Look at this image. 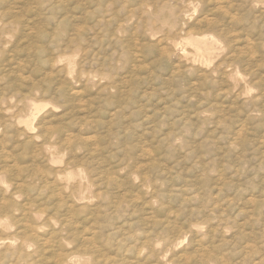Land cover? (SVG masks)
Wrapping results in <instances>:
<instances>
[{
    "label": "rangeland",
    "instance_id": "obj_1",
    "mask_svg": "<svg viewBox=\"0 0 264 264\" xmlns=\"http://www.w3.org/2000/svg\"><path fill=\"white\" fill-rule=\"evenodd\" d=\"M103 1L0 0V21L3 25L0 32V156L5 155L6 150L8 152L9 149L16 151V155L25 157L27 154L22 162L20 159L22 166L19 164L21 167L18 166V168H22L24 174H28L29 171L30 174L36 172L38 177L53 176V173L58 169L64 171L65 164H68V170H71H65V173L75 174L76 178L83 177V183L87 182L89 178L91 180V178L97 177L99 180L97 181L96 178L95 183L99 185H97L98 187L95 185L96 187H91V189L94 191L103 190V193L107 191L108 194L112 195V198L114 197L115 202L121 203L120 199H137L139 201L138 198H140L134 212L130 210L127 212L125 205L121 203L122 209L125 208L124 212L121 210L115 212L114 210L109 214L111 221H114V218L117 220V222L114 221L115 226L117 224L120 226L126 220H128L126 222H130L124 228L126 231L123 230V236H134L140 241H148L151 236V239L149 238L151 240L150 249L154 251L151 253L148 249L149 254L146 251L143 253L145 258L141 256L140 259H129V263L174 264L178 262L177 264H187L188 262V264H198L201 261L199 264H207L206 262L208 264H263L264 0H169V2L168 0H145L153 3L152 5H155L156 2H159L157 5L162 4L166 8L163 10L164 16L169 13V17H172V12L177 15L175 16L178 21L176 33H169L170 36L168 34L164 36V33H156L152 37L142 28L143 17L138 18L142 13L138 6L143 0ZM167 4L173 11H167ZM111 8L115 9L121 18L128 14L137 13L131 21L125 23V32L124 30L121 32L114 30L116 28L114 17L119 16H116L115 10ZM106 12L107 14H105ZM138 12L141 13L138 14ZM152 17L155 18V16ZM109 18L114 19V21ZM8 21V24H4ZM10 21L12 22L10 23ZM96 23H99V26ZM91 29L95 30L92 31ZM115 31H117L116 37L112 36ZM198 33H214L219 36L225 34V38H229L230 46L233 47V49L230 47L229 54L232 57L227 55L225 43L214 45L210 57L197 54L194 46L187 44L186 38ZM164 38L167 40L165 41ZM56 39L58 42H54ZM121 44L125 46L123 45V47ZM183 49L189 50L190 55L196 57V63H189L181 58L180 53ZM70 56H74L75 63H77L73 64L72 67L67 61ZM222 56L226 59L230 57L231 64L229 71L224 68L227 74L221 71L219 75L214 66L218 61L224 59ZM188 65L192 67H188ZM204 68L207 69V72ZM209 72L211 73L209 74ZM222 75L226 76L223 77ZM225 79H228L227 82H224ZM231 85H234V89ZM114 87L117 89L115 90ZM107 96L109 97L107 98ZM38 106H41L40 109L37 108ZM27 120L32 122V129L26 126ZM38 122L40 126L43 125L41 128L37 124ZM6 125L8 132L5 130ZM102 129L106 131L104 132ZM42 131L45 135L42 134ZM65 131L69 134H65ZM23 132H25L24 136L22 135ZM31 134L35 136L33 135L32 138ZM47 137H50L49 141L51 142L47 141L49 139ZM73 139L74 142H71ZM66 141L68 142L66 143ZM55 142L56 144H54ZM79 142L81 144H78ZM94 142L98 143L94 144ZM48 143H51L50 146ZM61 143L64 146H61L60 150ZM124 143L127 145H121ZM77 144L84 147H79ZM37 145H42V147ZM69 146H71V152L70 150L67 151ZM50 147L56 149L53 150ZM3 150H5L4 153ZM51 150L54 155L50 153ZM9 152L8 160L12 162ZM84 152H86L85 155H83ZM44 156L47 157L44 158ZM88 157L92 159L90 160ZM29 159L34 162H30ZM86 159H88V164ZM2 160H4L3 157ZM51 166L55 168L53 169ZM44 167L48 171L47 169L45 171ZM91 174L94 177H90ZM124 180L127 183H124ZM105 182L108 185L107 183L104 185ZM25 183L23 185L27 188L29 183ZM35 184L38 185L37 182ZM112 184L114 185L112 186ZM117 184L120 185L117 186ZM142 184L144 185L141 190ZM150 184L156 189L155 191ZM114 186L118 190H115ZM132 186H137L134 187L136 191ZM10 190H6V195L4 194L3 197L11 198ZM119 190L121 191L119 192ZM157 190L158 192H156ZM144 193L145 195H143ZM150 197L151 199H149ZM12 199L7 201L15 202L16 207L13 206V208L18 209L19 202L21 203L20 199ZM55 202L57 203V201ZM55 202H46V206L51 207L49 209L52 207L55 209ZM48 203L50 204L48 205ZM75 204L76 209H82L81 206L86 205L80 202ZM92 204L94 203H89L91 206L86 205V210L83 208L79 212H75L79 217L77 215L71 216L73 222H71V226L58 219H64V215H67L66 209H60L58 215L55 214L57 211L48 209L50 213L48 212L36 220L38 224H41L42 221L50 218V221L43 222L47 225L38 234L42 236H40L41 239L39 236L36 237L40 242L37 243V246L40 247L42 242H47L48 245V241L55 242V239L56 242L53 244L51 242L50 247H47L48 250L45 248L46 244L38 251L36 246L34 250L30 251L32 255L29 260H33L31 262L35 261L37 264L40 262L41 264H50V262L52 264L57 253L68 252V248L72 251L75 250V244L68 246L67 239L70 236V233L66 235L68 231L71 229L70 231L73 233H82L81 235L85 236L87 231L84 230V227L89 229L94 227L90 220L95 218L100 222L99 219L102 221L104 218L98 212L95 213ZM56 205L58 206V203ZM78 205L80 207L77 208ZM13 208L11 210L15 215H13L12 223L22 217V209L19 212ZM87 209L89 212L92 210V212H87ZM80 212H83L82 216L84 213L88 215L82 217ZM129 212H133V214L130 215ZM46 216L47 218H45ZM52 216L59 217L55 219ZM139 217L141 219L144 217L143 219L147 223L143 222V219L141 221ZM19 219V224H17L18 222L17 225L15 224L18 227L13 224L7 225V227L3 226L4 228L0 227V237L2 234V237L15 236L16 232L21 229L20 225L25 222L23 221L24 217ZM139 221L141 224H138ZM160 221L163 222L161 223L164 226ZM49 222L53 226L48 225ZM62 226L63 228H60ZM50 227L54 228V231ZM60 229L64 231L62 232ZM82 230L85 231L84 234ZM54 232L55 239L53 238ZM60 233L62 237L58 235ZM9 234L10 236H8ZM147 234L151 235L148 236ZM60 239L61 247L58 248L57 245L59 244L56 243ZM113 239L118 238L114 237ZM152 240L156 243L152 244ZM140 241H138V245ZM164 242L165 244L168 242V244L164 246ZM153 247L155 249H152ZM49 250L52 251L49 252ZM150 253L151 255L155 254V258L153 255L148 256ZM173 257L177 260L175 261ZM213 257L215 258L213 259ZM211 258L212 260H210ZM154 259L158 261H154Z\"/></svg>",
    "mask_w": 264,
    "mask_h": 264
},
{
    "label": "bare ground",
    "instance_id": "obj_2",
    "mask_svg": "<svg viewBox=\"0 0 264 264\" xmlns=\"http://www.w3.org/2000/svg\"><path fill=\"white\" fill-rule=\"evenodd\" d=\"M100 1H102V2H104L103 0H100ZM119 1V0H118ZM166 1V0H165ZM120 2V1H119ZM164 2V1H163ZM168 2H169V0H168ZM216 2H218V1H216ZM17 3V2H16ZM140 3V2H139ZM161 3V2H160ZM190 3V2H189ZM112 4H113V2H112ZM153 3H150V2H147V1H145V0H143V2L140 4V6H138L139 8H140V11L142 12H138V14L139 13H141V15H139V17L138 18H142V22H143V26H142V28L144 29V32H147V34L149 35V36H155V34L156 33H164V36H165V34L167 35H169L170 36V34L169 33H176V31L178 30V21L176 20V17L175 16H177V15H175L173 12L171 13V14H173V16L172 17H169L170 15H169V13H168V15L167 16H164V11L163 10H166V8H164L163 7V5L161 4V5H157V4H159V2L157 3L156 2V4L155 5H152ZM188 4V3H187ZM54 5H55V3H54ZM166 5V4H165ZM214 5V4H213ZM220 5V4H219ZM115 6H116V4H115ZM2 7V6H1ZM122 7V6H121ZM174 7V6H173ZM112 8H113V6H112ZM111 8V9H112ZM116 8V7H115ZM136 8V7H135ZM180 8V7H179ZM53 9V8H52ZM100 9V8H99ZM119 9V8H118ZM117 9V10H118ZM132 9V8H131ZM225 9V8H224ZM105 10V9H104ZM112 10H115V9H112ZM168 10H171V11H173V9L170 7V5H168L167 4V11ZM92 11V10H91ZM126 11V10H125ZM167 11H165V12H167ZM12 12V11H11ZM115 13H116V16L118 15V13L116 12V10L114 11ZM132 12V11H131ZM115 13H114V15H115ZM120 13V12H119ZM127 13V12H126ZM105 14H107V12L105 13ZM112 14V13H111ZM125 14V13H124ZM133 14V13H132ZM132 14H128V15H125V17H122L121 18V16L120 15H118L119 17H114L115 18V25H116V28L114 29V30H117V31H123L124 30V28L126 29V27H124V25H125V23L127 22V21H131L132 19H133V16L135 15V14H137V13H135L134 15H132ZM113 15H111V17H112ZM151 16H155V18L154 17H152V18H154V19H152L151 18ZM206 17H208V16H206ZM210 17V16H209ZM225 17V16H224ZM229 17V16H228ZM104 18V17H103ZM113 18V17H112ZM3 19V18H2ZM105 19V18H104ZM109 19H111V18H109ZM109 19H108V21H109ZM211 19V18H210ZM230 19V18H229ZM106 20V19H105ZM136 20V19H135ZM198 20H200V19H198ZM13 21V20H12ZM12 21H10V23L12 22ZM111 21H114V19L112 20L111 19ZM207 21V20H206ZM62 22H63V20H62ZM98 22V21H97ZM107 22V21H106ZM138 22V21H137ZM8 24L9 23V21L8 22H5L4 24ZM100 23V22H99ZM99 23H96V24H98V26H99ZM111 23H113V22H111ZM95 24V23H94ZM93 24V25H94ZM106 24V23H105ZM109 24H110V22H109ZM207 24V23H206ZM9 26V25H8ZM21 26V25H20ZM97 26V25H96ZM97 26V27H98ZM100 26H101V24H100ZM138 26V25H137ZM94 27H95V25H94ZM181 27V26H180ZM179 27V28H180ZM3 28V25L1 24V21H0V32H1V29ZM10 29V28H9ZM32 29V28H31ZM93 29V28H92ZM91 29V30H92ZM138 29V28H137ZM15 30H16V28H15ZM59 30V29H58ZM84 30V29H83ZM95 30V29H94ZM94 30H92V31H94ZM97 30V29H96ZM99 30V29H98ZM104 30H106V29H104ZM180 30V29H179ZM182 30V29H181ZM6 31V30H5ZM33 31V30H32ZM117 31H115V33H113L112 34V32H111V34H112V36H115L116 35V32ZM61 32V31H60ZM60 32H59V36H60ZM108 33L110 32V31H107ZM107 32H106V34H107ZM124 32H125V30H124ZM127 32V31H126ZM138 32V31H137ZM140 32V31H139ZM186 32V31H185ZM190 32V31H189ZM128 33V32H127ZM143 33V32H142ZM180 33H181V31H180ZM192 33H194V32H192ZM200 33V32H199ZM197 34V35H193L192 34V36L191 37H189V38H186V42H187V44H189V45H193L194 46V48H195V50H196V52H197V54H201V55H203V56H205V55H208L209 57L211 56V54L213 53V50H214V45H216V44H218V43H225L224 44V46L226 45V48H227V55H229L230 54V50H231V48L233 49V47H231L230 46V41H229V38L227 39V37L225 38V34H222L221 36H219V35H215L214 33H209V34ZM12 34V33H11ZM43 34V33H42ZM96 34H97V32H96ZM123 34V33H122ZM7 35V34H6ZM108 35V34H107ZM145 35V34H144ZM186 35V34H185ZM49 36V35H48ZM117 36V35H116ZM115 36V37H116ZM178 36V35H177ZM50 37V36H49ZM115 37H113V38H115ZM56 38V37H55ZM95 38V37H94ZM99 38V37H98ZM147 38V37H146ZM167 38V37H166ZM175 38V37H174ZM173 38V39H174ZM97 39V38H96ZM102 39H104V38H102ZM117 39V38H116ZM135 39V38H134ZM149 39V38H148ZM57 40V41H56ZM56 40H54V42H58V39H56ZM150 40V39H149ZM160 40V39H159ZM164 40H165V38H164ZM167 40V39H166ZM165 40V41H166ZM172 40V39H171ZM170 40V41H171ZM116 41V40H115ZM114 41V42H115ZM118 41V40H117ZM123 41V40H122ZM131 41V40H130ZM158 41V40H157ZM164 41V42H165ZM168 41H169V39H168ZM138 42V41H137ZM142 42V41H141ZM3 43V42H2ZM99 43V42H98ZM162 43V42H161ZM153 44H155V43H153ZM93 45H94V43H93ZM110 45V44H109ZM122 45V44H121ZM124 45V44H123ZM122 45V46H123ZM164 45V44H163ZM121 46V48L123 49V47L125 46H123L122 47ZM128 47H129V45H127ZM167 46V45H166ZM250 46V45H249ZM118 47V46H117ZM128 47H126V48H128ZM168 47V46H167ZM171 47H172V45H171ZM231 47V48H230ZM149 48H151V47H149ZM3 49V48H2ZM40 49V48H39ZM92 49V48H91ZM112 49V48H111ZM237 49V48H236ZM235 49V50H236ZM4 50V49H3ZM2 50V51H3ZM114 50H116L117 51V49H114ZM167 50V49H166ZM1 51V50H0ZM130 51V50H129ZM189 50H185V49H183L182 50V52L180 53L181 54V58L182 59H184L186 62H189V63H196V57H193V55H190V53L188 52ZM105 52V51H104ZM107 52V51H106ZM151 52V51H150ZM113 53V52H112ZM192 53H194V52H192ZM234 53H236V52H234ZM240 53V52H239ZM238 53V54H239ZM163 54V53H162ZM166 54V53H165ZM174 54V53H173ZM179 54V55H180ZM233 54V53H232ZM231 54V55H232ZM111 55V54H110ZM101 56V55H100ZM230 56V55H229ZM223 57V56H222ZM230 57H232V56H230ZM230 57H228L229 59H226V58H224V59H222L221 61H218L216 64H215V70L216 71H218L217 73L220 75V72L221 71H224V68H226L228 71L230 70ZM97 58H99V57H97ZM108 58V57H107ZM112 58V57H111ZM237 58V57H236ZM96 59V58H95ZM100 59H101V57H100ZM127 59V58H126ZM142 59V58H141ZM209 59H211V58H209ZM243 59V58H242ZM111 60V59H110ZM117 60V59H116ZM56 61V60H55ZM67 61H68V64H69V66L70 67H72L73 66V64H77V63H75V59H74V56H70V57H68L67 58ZM97 61V60H96ZM234 61V60H233ZM244 61V60H243ZM245 61H247V60H245ZM116 62H118V61H116ZM232 62V61H231ZM184 63V62H183ZM241 63V62H240ZM55 64V63H54ZM67 64V63H66ZM108 64V63H107ZM134 64V63H133ZM186 65V64H185ZM15 66V65H14ZM13 66V67H14ZM224 66H226V67H224ZM25 67V66H24ZM110 67V66H109ZM143 67V66H142ZM186 67H187V65H186ZM188 67H192V66H190V65H188ZM200 67V66H199ZM105 68V67H104ZM122 68V67H121ZM202 68V67H201ZM205 69V68H204ZM111 70V69H110ZM109 70V71H110ZM117 70V69H116ZM122 70H123V68H122ZM180 70V69H179ZM213 70V69H212ZM195 71V70H194ZM205 71L207 72V69H205ZM68 72V71H67ZM147 72V71H146ZM225 73H226V71H224ZM223 72V73H224ZM88 73H90V72H88ZM117 73V72H116ZM194 73H196V72H194ZM203 73H204V71H203ZM211 72H209V74H210ZM18 74V73H17ZM68 74V73H67ZM193 74V73H192ZM227 74V73H226ZM175 75V74H174ZM177 75V74H176ZM206 75H208V73H206ZM150 76V75H149ZM208 76H211L212 77V75H208ZM208 76H203V77H208ZM223 76V75H222ZM224 76H226V75H224ZM223 76V77H224ZM94 77V76H93ZM104 77V76H103ZM112 77V76H111ZM190 77H191V75H190ZM219 77H221V76H219ZM85 78V77H84ZM145 78V77H144ZM29 79V78H28ZM87 79V78H86ZM89 79V78H88ZM123 79V78H122ZM179 80V79H178ZM226 80V79H225ZM224 80V82H227V80L225 81ZM88 82V81H87ZM122 82V81H121ZM147 82V81H146ZM79 83V82H78ZM210 83V82H209ZM114 84V83H113ZM223 84V83H222ZM162 85V84H161ZM175 85V84H174ZM114 86V85H113ZM232 86V85H231ZM234 86V85H233ZM233 86H232V88H233ZM243 86V85H242ZM111 87V86H110ZM134 87V86H133ZM241 87V86H240ZM51 88V87H50ZM139 88V87H138ZM141 88V87H140ZM110 89V88H109ZM114 89H115V87H114ZM116 89H117V87H116ZM115 89V90H116ZM182 89V88H181ZM234 89V88H233ZM184 90H186V89H184ZM228 90V89H227ZM2 91V90H1ZM111 91V90H110ZM142 91V90H141ZM224 91V90H223ZM7 92V91H6ZM13 92V91H12ZM100 92V91H99ZM131 92V91H130ZM138 92V91H137ZM231 92V91H230ZM233 92V91H232ZM34 93V92H33ZM75 93V92H74ZM120 93V92H119ZM184 93V92H183ZM77 94V93H76ZM186 94V93H185ZM44 95V94H43ZM75 95V94H74ZM148 96V95H147ZM147 96H145V97H147ZM187 96V95H186ZM221 96V95H220ZM109 96H107V98H108ZM126 97V96H125ZM257 97V96H256ZM54 98V97H53ZM53 98H51V99H53ZM105 98V97H104ZM112 99V98H111ZM92 100H94V99H92ZM113 100H115V99H113ZM19 101V100H18ZM49 101V100H48ZM134 101V100H133ZM54 102H55V100H54ZM91 102V101H90ZM128 102V101H127ZM254 102V101H253ZM256 102H258V101H256ZM115 103V102H114ZM259 103V102H258ZM8 104V103H7ZM88 104V103H87ZM24 105V104H23ZM234 106V105H233ZM40 107L41 106H38L37 108L38 109H40ZM88 107V106H87ZM143 107V106H142ZM7 108V107H6ZM93 108V107H92ZM21 109V108H20ZM86 109V108H85ZM158 109V108H157ZM231 109H232V107H231ZM89 110V109H88ZM137 110V109H136ZM146 110V109H145ZM116 111V110H115ZM141 111V110H140ZM49 112V111H48ZM120 112V111H119ZM119 112H118V114H119ZM134 112H135V110H134ZM155 112V111H154ZM205 112V111H204ZM56 113V112H55ZM128 113V112H127ZM146 113V112H145ZM71 114V113H70ZM116 114V113H115ZM214 114V113H213ZM14 115V114H13ZM95 115V114H94ZM97 115V114H96ZM124 115V114H123ZM127 115V114H126ZM130 115V114H129ZM149 115V114H148ZM18 116V115H17ZM110 116H112V115H110ZM91 117V116H90ZM125 117V116H124ZM146 117H148V116H146ZM73 118V117H72ZM84 118V117H83ZM7 119V118H6ZM9 119V118H8ZM15 119H17V118H15ZM71 119V118H70ZM149 119V118H148ZM205 119V118H204ZM25 120V119H24ZM41 120V119H40ZM93 120H94V118H93ZM103 120V119H102ZM101 120V121H102ZM118 120V119H117ZM150 120V119H149ZM148 120V121H149ZM202 120V119H201ZM73 121V120H72ZM95 121V120H94ZM98 121V120H97ZM112 121V120H111ZM110 121V122H111ZM144 121H146V120H144ZM176 121V120H175ZM180 121H181V119H180ZM218 121V120H217ZM3 122V121H2ZM67 122V121H66ZM108 122V121H107ZM106 122V123H107ZM205 122V121H204ZM212 122H213V120H212ZM69 123V122H68ZM74 123V122H73ZM104 123V122H103ZM124 123V122H123ZM147 123H149V122H147ZM218 123V122H217ZM12 124V123H11ZM25 124H26V126L28 127V128H30V129H32L33 127H32V122L30 121V120H27L26 122H25ZM38 125H39V122L37 123ZM43 124H45V123H43ZM50 124V123H49ZM105 124V123H104ZM103 124V125H104ZM82 125H86V124H82ZM106 126H107V124H105ZM104 125V126H105ZM4 126V125H3ZM40 126V125H39ZM41 126H43V125H41ZM41 126H40V128H41ZM47 126V125H46ZM121 126V125H120ZM124 126V125H123ZM127 126V125H126ZM8 126L6 125V131L8 130V128H7ZM110 127V126H109ZM220 127V126H219ZM4 128V127H3ZM38 128V127H37ZM48 128V127H47ZM51 128V127H50ZM108 128V127H107ZM127 128V127H126ZM216 128V127H215ZM25 129V128H24ZM55 129V128H54ZM106 129V128H105ZM105 129H102V130H104V132L106 131ZM110 129H112V128H110ZM44 130V129H43ZM56 130V129H55ZM54 130V131H55ZM64 130V129H63ZM66 130V129H65ZM23 131V130H22ZM45 131H46V129H45ZM52 131H53V127H52ZM81 131V130H80ZM113 131V130H112ZM124 131V130H123ZM171 131V130H170ZM8 132V131H7ZM6 132V133H7ZM27 132V131H26ZM47 132V131H46ZM45 132V133H46ZM56 132H57V130H56ZM77 132V131H76ZM101 132V131H100ZM99 132V133H100ZM109 132V131H108ZM236 132V131H235ZM39 133H41L40 131H39ZM59 133V132H58ZM62 133V132H61ZM69 134L68 132H66L65 131V134ZM82 133V132H81ZM162 133V132H161ZM11 134V133H10ZM24 134H25V132H23L22 133V135L24 136ZM26 134H28V133H26ZM42 134L43 135H45L44 133H43V131H42ZM46 134H48V133H46ZM110 134V133H109ZM124 134V133H123ZM162 134H164V133H162ZM171 134V133H170ZM178 134V133H177ZM34 135V134H33ZM32 134H31V136H32V138L35 136H33ZM36 135H38V134H36ZM41 135V134H40ZM39 135V136H40ZM42 135V136H43ZM101 135V134H100ZM103 135V134H102ZM7 136V135H6ZM13 136V135H12ZM30 136V134L28 135V137ZM41 136V137H42ZM53 136V135H52ZM63 136V135H62ZM70 136V135H69ZM80 136V135H79ZM182 136V135H181ZM8 137V136H7ZM26 137V136H25ZM46 137V136H45ZM44 137V138H45ZM59 137H60V135H59ZM73 137H74V135H73ZM81 137H83V136H81ZM105 137V136H104ZM128 137V136H127ZM163 137V136H162ZM32 138H29V139H32ZM49 138V139H48ZM75 138V137H74ZM109 138V137H108ZM163 138H165V137H163ZM170 138V137H169ZM43 139V138H42ZM47 141H49L50 140V137H47ZM61 139H62V137H61ZM60 139V140H61ZM65 139V138H64ZM88 139H90V138H88ZM92 139V138H91ZM94 139V138H93ZM92 139V140H93ZM96 139V138H95ZM110 139H111V137H110ZM126 139V138H125ZM146 139V138H145ZM166 139V138H165ZM2 140V139H1ZM25 140V139H24ZM32 140H35V139H32ZM46 140V139H45ZM68 140H71V139H68ZM87 140V139H86ZM131 140V139H130ZM161 140H164V139H161ZM31 141V140H30ZM43 141V140H42ZM46 141V142H47ZM82 141H83V139H82ZM111 141V140H110ZM118 141V140H117ZM123 141V140H122ZM155 141V140H154ZM166 141H167V139H166ZM24 142V141H23ZM28 142V141H27ZM46 142H45V144H46ZM49 142H51V141H49ZM61 142V141H60ZM64 142H65V140H64ZM63 142V143H64ZM68 141H66V143H67ZM71 142H74V139H73V141H71ZM90 142H91V140H90ZM109 142V141H108ZM124 142V141H123ZM260 142V141H259ZM2 143V142H1ZM3 143H4V141H3ZM2 143V144H3ZM14 143V142H13ZM21 143V142H20ZM31 143V142H30ZM33 143H35L36 144V142H33ZM65 143V144H66ZM92 143V142H91ZM96 143H98V142H96ZM95 142H94V144H96ZM110 143V142H109ZM117 143V142H116ZM122 143V142H121ZM166 143V142H165ZM42 144V143H41ZM45 144H43V145H45ZM51 144V143H50ZM50 144L48 143V145L50 146ZM54 144H56V142L54 143ZM62 144V143H61ZM73 144V143H72ZM78 144H81L80 142L78 143ZM77 144V146H79ZM93 144V145H94ZM114 144V143H113ZM126 143H124V144H121V145H125ZM143 144H144V142H143ZM169 144V143H168ZM167 144V145H168ZM171 144V143H170ZM193 144V143H192ZM7 145V144H6ZM10 145V144H9ZM47 145V146H48ZM60 145V144H59ZM86 145V144H85ZM127 145V144H126ZM145 145V144H144ZM1 146V145H0ZM3 146V145H2ZM15 146V145H14ZM33 147H34V145H32ZM36 146V145H35ZM38 146V145H37ZM52 146V145H51ZM54 146V145H53ZM61 146H64L63 144L62 145H60L59 146V148L61 147ZM66 146V145H65ZM72 146V145H71ZM71 146H69V148H68V150L67 151H69L70 150V147ZM81 147H84V146H82V145H80ZM79 146V147H80ZM88 146V145H87ZM90 146V145H89ZM92 146V145H91ZM96 146V145H95ZM114 146H115V144H114ZM118 146V145H117ZM119 146H120V144H119ZM159 146V145H158ZM191 146V145H190ZM29 147V146H28ZM31 147V146H30ZM38 147H42V145L40 146H38ZM68 147V146H67ZM66 147V148H67ZM76 147V146H75ZM98 147V146H97ZM100 147V146H99ZM125 148H127V146H124ZM136 147V146H135ZM172 147V146H171ZM16 148V147H15ZM21 148V147H20ZM39 148V149H40ZM44 148V147H43ZM51 149H56V148H53V147H50ZM77 148V147H76ZM137 148V147H136ZM177 148V147H176ZM190 148V147H189ZM193 148V147H192ZM263 148V147H262ZM14 149V148H13ZM35 149H38V148H35ZM64 149V148H63ZM72 149V148H71ZM75 149V148H74ZM84 149V148H83ZM90 149V148H89ZM100 149V148H99ZM107 149V148H106ZM119 149V148H118ZM121 149H122V147H121ZM60 150H61V148H60ZM85 150H87V149H85ZM94 150H95V148H94ZM97 150V149H96ZM153 150V149H152ZM9 151H11V152H9ZM9 153H10V157L12 158V162H10V160H8V152H7V150H6V152H5V150H3V153L5 152V155H1L0 156V227H3V226H6L7 227V225H11V224H13L14 226H16L17 224H19V222H18V219L19 218H22V217H24V220L23 219H21V221L23 220V221H25V222H23V224L22 225H20L21 226V229L18 231V232H14L16 235L15 236H13V235H11V236H13V237H2V235H1V237H0V264H33V263H35V264H37V262H31V261H33V260H29V259H31L30 258V256L32 255V254H30V251L31 250H34V248L40 243L39 242V240L36 238L37 236H39L38 234L40 233V232H42V230L44 229V227L47 225L46 223H43L44 221H46V220H49L50 221V218L49 219H45L44 221H42L41 222V224H38L37 222H36V220L39 218V217H42L44 214H47L48 212H49V210H54V212L55 211H57V213L55 212V214H57L58 215V213H59V210L61 209L62 210V208H64V209H66L65 210V212L67 211V215H64L65 217H64V219H62V218H58L59 216H57V218L58 219H60L61 221H64L66 224L68 223V226H71L72 225V217L74 216V215H77L76 213L77 212H79V210H82L83 208V210H86L85 209V206L86 205H88V206H91V205H89V203H94V204H92V206L94 207V211H96L95 213H99V215L101 216V217H104L103 218V220L101 221V219H99V221L100 222H98L97 220H95V218L94 217H96V216H94L93 218V220H90V221H92L93 222V228H91V229H89L88 227L87 228H85L84 227V230L85 231H87V232H85V231H83V234H84V232H85V236H83V235H81V234H76V233H73L72 231H70L69 230V228H68V233L66 234V235H68L69 233H70V236L68 237V246H70L71 244L72 245H74V247H76L75 248V250L73 249V251L72 250H69V248L67 249L68 250V252H64L63 250V252H59V253H57L56 255H57V257H56V259H54L53 260V262H52V264H132V262H128V260L130 259H140V257L142 256L143 258H145L146 256L145 255H143V253L146 251L147 252V250L148 249H150V247H151V244H150V241L151 240H149V238L151 237L150 235L152 234H150V235H148V236H150L149 238H148V241L147 240H138V239H136L134 236L132 237V236H130V237H125V236H123V230H125L124 228L126 227V225L128 224V223H130V222H126V221H128V220H123V221H125V222H122L121 224H120V226L118 225H114V221L116 220L115 218H114V221L112 222L111 221V219H110V217H109V214H111L110 212H112V211H114L115 210V212H116V210H121V211H123L125 208V210L128 212V210H130V211H133L134 212V209L136 208V206H137V203L140 201V198H138L139 199V201L137 200V199H131V200H125V199H120V201H121V203H123L124 205H125V208H123L122 209V204L120 203V202H115V200L112 198V195H110V194H108L107 193V191H106V193H103L102 191H94L93 189H91V187H94L95 185H96V183H95V179L97 178V177H95V179H93V178H91V180H90V178L88 179V183L87 182H85V183H83V181H82V179H83V177H78V178H76L75 177V174L74 175H70V174H68V173H65L64 171L65 170H68V164L66 165L65 164V168H63L64 169V171H62V170H60V169H58L56 172H54L53 173V176H50L49 175V177H45V176H43V177H41L40 176V174H39V176L40 177H38V175H36L37 173L35 172H32V174H30V171L29 172H27L28 174H24V171H23V169L22 168H18V166H20L21 165V163H20V159H22L21 160V162L24 160V158H26L27 157V150H25V154H26V156L24 157V156H22V155H16L17 154V152L16 151H14V150H10L9 149ZM30 151V150H29ZM41 151H43L42 149H41ZM72 150H70V152H71ZM80 151V150H79ZM89 151V150H88ZM105 151V150H104ZM117 151V150H116ZM182 151V150H181ZM1 152V151H0ZM19 152H21V151H19ZM39 152V151H38ZM38 152H37V154H38ZM69 152V153H70ZM87 152V151H86ZM86 152H84V154L83 155H85V153ZM96 152V151H95ZM108 152H109V150H108ZM41 153V155H42V152H40ZM43 153H44V151H43ZM50 153L51 154H53L54 155V152H52V150L50 151ZM68 153V152H67ZM73 153V152H72ZM99 153V152H98ZM97 153V154H98ZM1 154V153H0ZM29 154H30V152H29ZM45 154V153H44ZM64 154V153H63ZM91 154V153H90ZM193 154V153H192ZM258 154H261V153H258ZM32 155V154H31ZM46 155V154H45ZM50 155V154H49ZM69 155V154H68ZM95 155V154H94ZM127 155V154H126ZM136 155V154H135ZM29 156V155H28ZM33 156V155H32ZM40 156V155H39ZM99 156V155H98ZM4 158V160H2L1 161V158ZM30 157V156H29ZM28 157V158H29ZM34 157V156H33ZM43 157V156H42ZM45 157H47V156H44V158ZM51 157V156H50ZM93 157V156H92ZM191 157H192V155H191ZM70 158V157H69ZM84 158V157H83ZM86 158V157H85ZM89 158V157H88ZM124 158V157H123ZM151 158V157H150ZM40 159V158H39ZM47 159V158H46ZM74 159V158H73ZM81 159V158H80ZM90 159V158H89ZM92 159V158H91ZM90 159V160H91ZM96 159V158H95ZM94 159V160H95ZM125 159V158H124ZM123 159V160H124ZM85 160V159H84ZM87 161V164H88V159H86ZM93 160V161H94ZM128 160V159H127ZM131 160V159H130ZM29 161L30 162H34V161H31L30 159H29ZM29 161H27V162H29ZM44 161H46V160H44ZM48 161V160H47ZM97 161H98V159H97ZM129 161V160H128ZM176 161V160H175ZM261 161V160H260ZM72 162V161H71ZM79 162V161H78ZM92 162V161H91ZM91 162H89V163H91ZM24 163V162H23ZM25 163H26V161H25ZM45 163V162H44ZM94 163V162H93ZM97 163V162H96ZM20 164V165H19ZM29 164V163H28ZM34 165H36V163H33ZM73 164V163H72ZM74 164H75V161H74ZM73 164V165H74ZM125 164V163H124ZM136 164H137V162H136ZM151 164V163H150ZM26 165H27V163H26ZM39 165V164H38ZM42 165V164H41ZM40 165V166H41ZM44 166L46 165V164H43ZM94 165V164H93ZM96 165V164H95ZM122 165V164H121ZM129 165V164H128ZM127 165V166H128ZM146 165V164H145ZM155 165V164H154ZM158 165V164H157ZM197 165V164H196ZM22 166V165H21ZM20 166V167H21ZM25 166V165H24ZM31 166V165H30ZM47 166V165H46ZM76 166V165H75ZM74 166V167H75ZM97 166V165H96ZM140 166V165H139ZM161 166V165H160ZM26 167V166H25ZM31 167H33V165L31 166ZM36 167V166H35ZM49 167V166H48ZM79 167H81V166H79ZM24 168V167H23ZM30 168V167H29ZM39 168V167H38ZM37 168V169H38ZM51 168H53L52 166H51ZM55 168V167H54ZM53 168V169H54ZM61 168V167H60ZM76 168H77V166H76ZM75 168V169H76ZM83 168V167H82ZM85 168H87V167H85ZM94 168V167H93ZM98 168V167H97ZM129 168H130V166H129ZM156 168V167H155ZM41 169V168H40ZM44 169H45V167H44ZM43 169V170H44ZM47 169V168H46ZM46 169H45V171H46ZM74 169V170H75ZM95 169V168H94ZM26 170V171H27ZM32 170V169H31ZM35 170V169H34ZM42 170V171H43ZM51 169L49 168V171H50ZM56 170V169H55ZM71 169H69L68 171H70ZM73 170V169H72ZM109 170V169H108ZM119 170V169H118ZM137 170V169H136ZM145 170V169H144ZM163 170V169H162ZM203 170V169H202ZM25 171V172H26ZM33 171V170H32ZM47 171H48V169H47ZM68 171H66V172H68ZM131 171V170H130ZM141 171V170H140ZM51 172V171H50ZM153 172V171H152ZM102 173V172H101ZM135 173V172H134ZM46 174V173H45ZM93 174V173H92ZM92 174L90 175V177L92 176ZM104 174V173H103ZM111 174V173H110ZM109 174V175H110ZM161 174V173H160ZM52 175V174H51ZM94 175H96V174H94ZM106 175V174H105ZM109 175H107V177L110 179V177H109ZM147 175V174H146ZM97 176V175H96ZM104 176V175H103ZM111 176V175H110ZM113 176H114V174H113ZM115 176H116V174H115ZM92 177H94V176H92ZM100 177V176H99ZM106 177V178H107ZM149 177V176H148ZM101 178H102V176H101ZM105 178V179H106ZM112 178H116V177H112ZM105 179H103V180H105ZM120 179V180H119ZM118 180L119 181H121V178H119ZM126 179V178H125ZM128 179V178H127ZM141 179V178H140ZM99 179L97 178V181H98ZM102 180V181H103ZM113 180V179H112ZM129 180V179H128ZM145 181H146V179H144ZM116 181V180H115ZM125 181V180H124ZM123 181V182H124ZM141 181H143V180H141ZM25 182H28L29 184H27V188H25L24 187V185H23V183H25ZM35 182H37L38 183V185L37 184H35ZM110 182H111V180H110ZM122 182V185L124 184V183H127V181H125L124 183ZM130 182H132L131 180H130ZM151 182V181H150ZM101 183V182H100ZM107 182H105L104 183V185L106 184ZM134 183V182H133ZM139 183H141V182H139ZM143 183V182H142ZM145 183H147V181L145 182ZM144 183V184H145ZM26 184V183H25ZM121 184V183H120ZM120 184H117V186L118 185H120ZM132 184V183H131ZM131 184H129V185H131ZM135 184V183H134ZM144 184H142V186H140V188L141 187H143V185ZM97 185H99V184H97ZM96 185V186H97ZM107 185H108V183H107ZM114 184H112V186H113ZM127 185V184H126ZM151 185V184H150ZM95 186V187H96ZM101 186V185H100ZM144 186H146V184L144 185ZM147 186H149V185H147ZM98 187V186H97ZM105 187V186H104ZM108 187V186H107ZM123 187H125V186H123ZM133 187V189L135 190V188L134 187H137V186H132ZM151 187H152V185H151ZM112 188V187H111ZM114 188H115V190H118V189H116V187L114 186ZM119 188V187H118ZM140 188H138V189H140ZM153 188V187H152ZM8 189H11L10 190V192H9V194H11L10 195V197L11 198H18V199H20V201H21V203L19 202V206H18V209H15V207H16V203L14 204V203H11L10 201H7L8 199H11V198H9L8 197V199H6L5 197H3L4 196V194H5V192H6V190H8ZM98 189V188H97ZM103 189V188H102ZM105 189V188H104ZM154 189V188H153ZM110 191H111V189H109ZM126 190V189H125ZM124 190V191H125ZM141 190H142V188H141ZM156 189H154V191H155ZM110 191H108V192H110ZM121 190H119V192H120ZM123 191V192H124ZM136 191V190H135ZM153 191V190H152ZM153 191V192H154ZM160 191V190H159ZM114 192H117V191H114ZM118 192V193H119ZM127 193H128V191H126ZM156 192H158V190L156 191ZM195 192V191H194ZM193 192V193H194ZM113 193V192H112ZM111 193V194H112ZM126 193V194H127ZM138 194L140 193L139 191L137 192ZM136 193V194H137ZM152 193V192H151ZM150 193V194H151ZM117 194V193H116ZM121 194H122V192H121ZM134 194V193H133ZM147 194V193H146ZM161 194V193H160ZM6 195V194H5ZM143 195H145V193L143 194ZM152 195H153V193H152ZM159 195V194H158ZM7 196H9V195H7ZM114 196V195H113ZM117 196V195H116ZM116 196H115V198H116ZM119 196V195H118ZM121 196V195H120ZM124 196V195H123ZM134 196V195H133ZM137 196V195H136ZM155 196V195H154ZM164 196V195H163ZM130 197V196H129ZM153 197V196H152ZM156 197H158L157 195H156ZM162 197V196H161ZM12 199V200H13ZM129 199V198H128ZM148 199V198H147ZM149 199H151V197L149 198ZM153 199V198H152ZM160 199V198H159ZM118 200H119V198H118ZM154 200V199H153ZM55 201H57V203H58V206L56 205L57 203L55 202ZM138 201V202H137ZM143 201V200H142ZM145 201V200H144ZM155 201V200H154ZM17 202V201H16ZM46 202H55V206H56V208L55 209H53V207H52V209H49V208H51V207H47L46 206ZM76 202H80V203H85L86 205H84V204H82V205H84V207L83 206H81L82 207V209L80 208V209H76L75 207H76ZM159 202V201H158ZM45 203V204H44ZM153 203V202H152ZM14 204V205H13ZM17 204H18V202H17ZM50 203H48V205H49ZM142 204V203H141ZM140 204V205H141ZM45 205V206H44ZM149 205V204H148ZM13 206H15L14 208H13ZM52 206H53V204H52ZM152 206H153V204H152ZM34 207V208H33ZM78 207H80L79 205L77 206V208ZM144 207V206H143ZM165 207V206H164ZM13 208V210L15 209V211L16 210H18L19 212H21L20 210L22 209V217H19L18 219H17V221L16 222H13L12 223V220H13V218H14V216L13 215H15L13 212H12V209ZM86 208H88V207H86ZM145 208H147V207H145ZM144 208V209H145ZM49 209V210H48ZM93 209V208H92ZM158 209V208H157ZM162 209V208H161ZM124 210V211H125ZM146 210V209H145ZM155 210V209H154ZM154 210H153V212H154ZM123 211V212H124ZM143 211V210H142ZM12 212V213H11ZM24 212V213H23ZM52 212V211H51ZM53 212V213H54ZM76 212V213H75ZM87 212H89L88 211V209H87ZM90 212H92V210H90ZM89 212V213H90ZM115 212H114V214H115ZM133 212L132 213H130L129 212V214L130 215H132L133 214ZM158 212H159V209H158ZM50 213V212H49ZM52 213V214H53ZM83 213V212H82ZM81 212H80V215L82 214ZM118 213H121V212H118ZM151 213V212H150ZM123 214V213H122ZM149 214V213H148ZM153 214H155V213H153ZM54 215V214H53ZM73 215V216H72ZM84 215H88V214H85L84 213ZM83 215V216H84ZM91 215V214H90ZM98 215V214H97ZM120 215V214H119ZM129 215V216H130ZM144 215H146V214H144ZM157 215V214H156ZM56 216V215H55ZM72 216V217H71ZM78 216V215H77ZM82 216V215H81ZM82 216V217H83ZM112 216V215H111ZM126 216V215H125ZM147 216V215H146ZM162 216V215H161ZM53 217V216H52ZM79 217V216H78ZM92 217V216H91ZM100 217V218H101ZM121 217V216H120ZM140 217H142V216H140ZM139 217V218H140ZM153 217H156V216H153ZM16 218H17V216H16ZM45 218H47V216L45 217ZM53 218H55V217H53ZM57 218H55V219H57ZM87 218V217H86ZM124 218V217H123ZM122 218V219H123ZM127 218H131V217H127ZM138 218V217H137ZM144 218V217H143ZM142 218V219H143ZM159 218H160V216H159ZM119 219V218H118ZM121 219V218H120ZM141 219V218H140ZM142 219H141V221H142ZM156 219H158V218H156ZM165 219V218H164ZM20 220V219H19ZM85 220V219H84ZM89 220V219H88ZM133 220V219H132ZM134 220L136 221V219L134 218ZM133 220V221H134ZM139 220V219H138ZM137 220V221H138ZM87 221V220H86ZM111 221V222H110ZM145 220L143 219V222H144ZM18 222V223H17ZM60 222V221H59ZM63 222V223H64ZM72 222V223H71ZM85 222V221H84ZM89 222V221H88ZM108 222H110V224H107ZM116 222H117V220H116ZM162 221H160V223H161ZM17 223V224H16ZM47 223H48V221H47ZM51 222H49V224L48 225H51L50 224ZM79 223H81L80 221H79ZM86 223V222H85ZM104 223H106V225H104ZM133 223V222H132ZM145 223H147V221H145ZM150 223H151V221H150ZM154 223V222H153ZM163 223V222H162ZM161 223V224H162ZM165 223V222H164ZM16 224V225H15ZM75 224H76V222H75ZM138 224H141L140 223V221H139V223ZM160 224V225H161ZM130 225V224H129ZM19 226V227H20ZM51 226H53V225H51ZM61 226V225H60ZM73 226H75L74 224H73ZM79 226V225H78ZM128 226V225H127ZM144 226V225H143ZM147 226V225H146ZM157 226V225H156ZM162 226H164L163 224H162ZM16 227H18V226H16ZM221 227V226H220ZM223 227V226H222ZM4 228V227H3ZM51 229H52V227H50ZM60 228H63V226L62 227H60ZM137 228H138V226H137ZM140 228H142L141 226H140ZM139 228V229H140ZM144 228V227H143ZM162 228V227H161ZM47 229V228H46ZM54 229V228H53ZM52 229V230H53ZM81 229V228H80ZM82 229H83V227H82ZM138 229V230H139ZM218 229V228H217ZM18 230V229H17ZM56 230V229H55ZM76 230V229H75ZM128 230V229H127ZM134 230V229H133ZM142 230V229H141ZM54 231V230H53ZM60 231H64V230H61L60 229ZM66 231V230H65ZM126 231V230H125ZM140 231V230H139ZM162 231H163V229H162ZM2 232V231H1ZM46 232V231H45ZM61 232V233H62ZM134 232V231H133ZM132 232V233H133ZM137 232V231H136ZM145 232V231H144ZM146 232H149V231H146ZM145 232V233H146ZM164 232V231H163ZM58 233H59V231H58ZM61 233L60 234H58V235H60L61 237H62V235H61ZM139 233V232H138ZM138 233H137V236H138ZM150 233V232H149ZM172 233V232H171ZM190 233V232H189ZM214 233V232H213ZM220 233V232H219ZM19 234V235H18ZM56 234H57V231H56ZM127 234V233H126ZM125 234V235H126ZM129 234L131 235V233H130V231H129ZM144 234V233H143ZM158 234V233H157ZM224 234V233H223ZM44 235H46V234H44ZM54 235H55V232H54V234H53V238L55 239V237H54ZM135 235H136V233H135ZM146 235V234H145ZM161 235V234H160ZM179 235V234H178ZM185 235V234H184ZM211 235V234H210ZM8 236H10V234L8 235ZM41 236V235H40ZM40 236H39V239H41L40 238ZM59 236V238H61ZM142 236H144V235H142ZM168 236V235H167ZM42 237V236H41ZM57 237V236H56ZM82 237H84L83 239H82ZM118 238V239H113V238ZM181 237V236H180ZM179 237V238H180ZM52 238V239H53ZM65 239H66V236L64 237ZM143 238V237H142ZM155 238H156V236H155ZM46 239V238H45ZM49 239V238H48ZM53 239V240H54ZM151 239V238H150ZM158 239V238H157ZM170 239H172V238H170ZM173 239H174V237H173ZM245 239H249V238H245ZM47 240V239H46ZM66 240V241H67ZM81 242H80V241ZM112 240V241H111ZM160 240V239H159ZM175 240V239H174ZM213 240V239H212ZM43 241V240H42ZM48 241V240H47ZM60 241H61V239L60 240H58L57 241V243L56 244H59V245H57L58 246V248L59 247H61V243H60ZM138 241H140L139 242V245H138ZM52 242V244L53 243H55L56 242V239H55V242H53V241H51ZM51 242H49L48 241V245L46 244L47 242H42L41 244H40V247L39 246H37L36 247V250L38 251V249H42L44 246H45V244H46V249H47V247L49 248L50 246H49V244L51 243ZM110 242H114V243H110ZM173 242V241H172ZM171 242V243H172ZM175 242H176V240H175ZM38 243V244H37ZM77 243V244H76ZM156 243V242H155ZM154 243V240H152V244H155ZM158 243V242H157ZM242 243H244V242H242ZM55 244V245H56ZM166 244H168V242L166 243ZM165 244V242H164V246L166 245ZM169 244H170V242H169ZM174 244V243H173ZM221 245V244H220ZM63 246V245H62ZM190 246V245H189ZM54 247H56V246H54ZM228 247V246H227ZM226 247V248H227ZM57 248V247H56ZM57 248V249H58ZM206 248V247H205ZM64 249H66V247H64ZM152 249H155V247H153ZM171 249V248H170ZM173 249V248H172ZM212 249V248H211ZM241 249V248H240ZM243 249V248H242ZM254 249H255V247H254ZM45 250V249H44ZM48 250V249H47ZM237 250V249H236ZM245 250V249H244ZM262 250V249H261ZM36 251V252H37ZM41 251V250H40ZM52 250H49V252H51ZM149 251V250H148ZM150 251H151V253L154 251V250H151L150 249ZM210 251V250H209ZM254 251V250H253ZM42 252H44V251H42ZM145 252V253H146ZM158 252V251H157ZM163 252H164V250H163ZM162 252V253H163ZM166 252V251H165ZM172 252V251H171ZM41 253V252H40ZM45 253H46V251H45ZM134 254V255H131V254ZM148 253V252H147ZM151 253H150V255H148V256H152L151 255ZM169 253V252H168ZM183 253V252H182ZM207 253V252H206ZM214 253V252H213ZM241 253V252H240ZM39 254V253H38ZM43 254V253H42ZM50 254V253H49ZM130 254V255H129ZM149 254V253H148ZM193 254V253H192ZM203 254V253H202ZM205 254V253H204ZM216 254V253H215ZM230 254V253H229ZM246 254V253H245ZM262 254V253H261ZM46 255H48L47 253H46ZM155 255V254H154ZM153 255V256H154ZM182 255H184V254H182ZM186 255H188V254H186ZM189 255H190V252H189ZM206 255V254H205ZM208 255V254H207ZM228 255V254H227ZM40 256L42 257V255L40 254ZM39 256V257H40ZM45 256V255H44ZM156 256V255H155ZM155 256H154V258H155ZM157 256H159V255H157ZM162 256V255H161ZM163 256H164V254H163ZM176 256V255H175ZM180 256V255H179ZM179 256H177V257H179ZM244 256V255H243ZM40 257V258H41ZM47 257V256H46ZM160 257V256H159ZM190 257V256H189ZM210 257V256H209ZM212 257V256H211ZM230 257H231V255H230ZM34 258V257H33ZM174 258V257H173ZM171 258V260H174L175 259V261L177 260L176 258ZM182 258H184V257H182ZM215 257H213V259H214ZM218 258H220L219 256H218ZM34 259H36V258H34ZM38 259V258H37ZM150 260H151V258H149ZM158 259V258H157ZM157 259H154V261L155 260H157ZM160 259V258H159ZM158 259V260H159ZM187 259H191V260H193L192 258H187ZM222 259V258H221ZM220 259V260H221ZM236 259V258H235ZM40 260V259H39ZM45 260V259H44ZM157 260V261H158ZM181 260V259H180ZM185 260V259H184ZM210 260H212V258L210 259ZM219 260V261H220ZM245 260V259H244ZM247 260H248V258H247ZM252 260V259H251ZM253 260H254V258H253ZM51 261V260H50ZM168 261H169V259H168ZM213 261H215V260H213ZM249 261H250V259H249ZM46 262V261H45ZM180 262V261H179ZM197 262V261H196ZM201 261H199V263H200ZM231 262V261H230ZM234 262H235V260H234ZM256 262V261H255ZM142 262H140V263H138V264H141ZM158 263V262H157ZM156 263V264H157ZM161 263V262H160ZM163 263V262H162ZM173 263H174V261H173ZM176 263V262H175ZM174 263V264H175ZM178 263V262H177ZM176 263V264H177ZM198 263V264H199ZM203 263V262H202ZM207 264H208V262H206ZM226 263V262H225ZM258 263V262H257ZM39 264V263H38ZM40 264H41V262H40ZM45 264V263H44ZM48 264V263H47ZM50 264H51V262H50ZM155 264V263H154ZM159 264V263H158ZM166 264V263H165ZM186 264V263H185ZM187 264H188V262H187ZM190 264H192V263H190ZM240 264V263H239ZM264 264V263H263Z\"/></svg>",
    "mask_w": 264,
    "mask_h": 264
}]
</instances>
